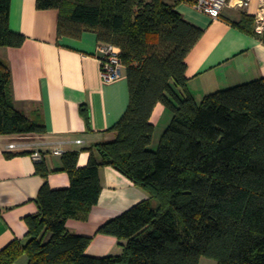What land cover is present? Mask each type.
I'll return each mask as SVG.
<instances>
[{"label":"trees","instance_id":"trees-1","mask_svg":"<svg viewBox=\"0 0 264 264\" xmlns=\"http://www.w3.org/2000/svg\"><path fill=\"white\" fill-rule=\"evenodd\" d=\"M182 0H37L59 11V37L97 34L121 48L129 105L111 128V141L63 153L71 183L45 182L38 212L27 217L26 242L14 240L0 264H264V77L221 89L197 101L188 88L186 58L203 29L177 10ZM11 0H0V46L21 47L27 37L10 27ZM238 25L264 42L253 16ZM11 70L0 60V135L44 134L46 125L19 111L9 93ZM163 103L173 117L156 149L151 114ZM81 112L90 129L86 108ZM24 151L23 153H26ZM9 156H11L9 154ZM111 166L149 197L105 222L99 232L116 236L117 255L91 256V237L71 233L70 218L86 220L102 191L99 170ZM51 234L46 240V236Z\"/></svg>","mask_w":264,"mask_h":264},{"label":"crops","instance_id":"crops-1","mask_svg":"<svg viewBox=\"0 0 264 264\" xmlns=\"http://www.w3.org/2000/svg\"><path fill=\"white\" fill-rule=\"evenodd\" d=\"M258 5L259 0H252L243 9L227 6L214 19L186 2L178 3L177 10L183 17L203 29L186 58L188 88L197 101L212 92L264 77V42L238 25L245 14L253 16ZM58 21L59 11L38 9L37 0H11L10 27L27 39L21 47L0 46V60L12 75L9 93L15 107L30 119L42 121L47 132L30 134L33 140L24 150L8 148L18 141L17 136L0 135V252L14 240L26 242V219L38 212L36 198L45 178L37 171L32 152L42 153L49 185L53 189L66 188L71 177L64 169L63 153L78 151V166H86L89 147L115 139L111 128L129 105L126 69L113 82H105L101 76L97 34L88 31L79 39L61 38ZM83 107L90 114V129L81 112ZM172 117L163 103L155 106L150 118L155 126L152 149L159 145ZM56 149L63 153L55 154ZM99 175V202L86 220L68 219L67 228L71 233L91 237L86 253L103 257L120 254L122 246L116 236L99 232L100 227L149 194L111 166L101 167ZM28 261L23 254L15 264ZM200 264L217 262L203 257Z\"/></svg>","mask_w":264,"mask_h":264},{"label":"built area","instance_id":"built-area-1","mask_svg":"<svg viewBox=\"0 0 264 264\" xmlns=\"http://www.w3.org/2000/svg\"><path fill=\"white\" fill-rule=\"evenodd\" d=\"M188 3L199 11H202L212 18H219L223 9L227 6L243 9L250 6L252 0H182ZM256 20V30L259 33L264 31V0H259L257 11L253 14ZM100 61H101V76L105 82H113L118 80L123 75L124 65L121 59V48L111 43L99 44ZM78 143L82 140L78 139ZM28 147L25 141H16L8 145L9 149L24 150ZM55 154H62L60 149L54 150ZM35 161L42 160V153L35 150L31 154Z\"/></svg>","mask_w":264,"mask_h":264},{"label":"rangeland","instance_id":"rangeland-1","mask_svg":"<svg viewBox=\"0 0 264 264\" xmlns=\"http://www.w3.org/2000/svg\"><path fill=\"white\" fill-rule=\"evenodd\" d=\"M16 139L19 140V141H25V142H28V141L33 140V135L17 136ZM156 148H157V147H155V149H156Z\"/></svg>","mask_w":264,"mask_h":264}]
</instances>
